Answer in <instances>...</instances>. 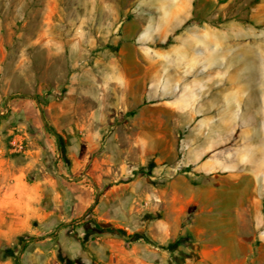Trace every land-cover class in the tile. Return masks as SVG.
<instances>
[{"label": "rangeland", "instance_id": "374dc122", "mask_svg": "<svg viewBox=\"0 0 264 264\" xmlns=\"http://www.w3.org/2000/svg\"><path fill=\"white\" fill-rule=\"evenodd\" d=\"M14 135L49 153L54 135L70 178L100 190L70 225L88 259L33 220L0 239V264H106L91 249L108 233L124 264H264V0H0V146L17 161ZM197 139L219 163L198 177L184 164ZM126 169L139 191L159 182L171 232L150 198L122 226L99 218Z\"/></svg>", "mask_w": 264, "mask_h": 264}, {"label": "crops", "instance_id": "0c3cea01", "mask_svg": "<svg viewBox=\"0 0 264 264\" xmlns=\"http://www.w3.org/2000/svg\"><path fill=\"white\" fill-rule=\"evenodd\" d=\"M13 137L21 139L26 150L22 152L23 155L19 156V160L13 161L2 156L4 148L0 146V178L8 177L9 181L0 183V239H11L15 234L35 232V229H32V222L37 220L36 230L39 227L42 229L45 233L44 240L59 239L63 248L74 250L82 260L88 259L90 256L89 242H80L78 237L83 233L78 234V237L72 234L70 225L76 222V219L92 205L93 188L95 192L100 189L94 185L93 188H90L83 179H78L75 182L70 178V174L66 173L63 163L56 153L54 135L47 138L50 144V153L41 146L39 138H32L29 142H25L23 135H14ZM185 144L184 164L192 165L188 172L190 176L198 177L217 170L219 165L217 158L212 162H206L207 158L204 157L208 149L207 143L197 139L195 141L186 140ZM3 165L9 166V168L3 167ZM12 165L15 167L10 168ZM99 166L100 164H96L93 168L97 170ZM34 167L35 171H32L31 168ZM123 172L119 176L109 175L111 183L100 197L103 205L108 204V211L105 210L103 214L99 215V218L122 226L136 217L131 201L141 197L145 206H149L147 199L150 198L154 199V202L148 212L162 215L156 216L157 218L153 219V224L161 231L171 232L168 222L162 218L164 213H161V209L168 208L166 197L162 196L159 182L155 181L151 186L145 185L147 189L143 188L139 191L135 187L138 178L130 179L128 169L125 170V175ZM94 176L98 178L97 175ZM17 177H19L18 180ZM5 196H10V199L6 200ZM150 233L155 239L165 237V235H161L162 232L156 230ZM91 252H94L96 258L107 261H103L106 264H124L123 260L126 258L123 242L114 238L110 233H108V243L104 245L98 243L96 249H91Z\"/></svg>", "mask_w": 264, "mask_h": 264}, {"label": "built area", "instance_id": "2783aa9c", "mask_svg": "<svg viewBox=\"0 0 264 264\" xmlns=\"http://www.w3.org/2000/svg\"><path fill=\"white\" fill-rule=\"evenodd\" d=\"M13 152H22L24 150V143L21 139L12 137L9 142Z\"/></svg>", "mask_w": 264, "mask_h": 264}, {"label": "trees", "instance_id": "16d2710c", "mask_svg": "<svg viewBox=\"0 0 264 264\" xmlns=\"http://www.w3.org/2000/svg\"><path fill=\"white\" fill-rule=\"evenodd\" d=\"M50 130H52V129H50ZM53 134H54L55 137H56V140H57V142H58V145L60 146L61 149H63L62 146H61V137H60V135H59L58 133H55V132H53ZM108 229H109V227H108ZM109 230H110V229H109ZM118 231H119V230H118ZM138 238H145V237L142 236V235H136V237H134V239H138ZM15 264H21V261H20L19 257H16V258H15Z\"/></svg>", "mask_w": 264, "mask_h": 264}]
</instances>
